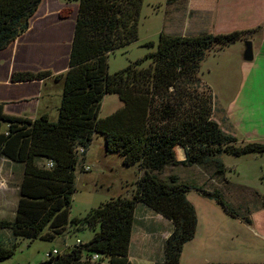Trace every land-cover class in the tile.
I'll return each mask as SVG.
<instances>
[{
    "label": "trees",
    "instance_id": "trees-1",
    "mask_svg": "<svg viewBox=\"0 0 264 264\" xmlns=\"http://www.w3.org/2000/svg\"><path fill=\"white\" fill-rule=\"evenodd\" d=\"M41 2L0 0V52L28 31ZM67 2L78 5L67 70L55 76L50 71L11 76L13 83L51 78L61 84L57 119L10 116L0 103V158L23 171L15 216L0 220V230L11 237L9 244L0 242V263L13 257L18 239L52 242L71 227L89 229L93 236L86 244L77 240L62 253L54 255L53 250L42 264H132L129 252L140 206L172 225L162 258L153 264H181L183 247L197 227L195 208L187 199L193 188L176 176L162 180L159 175L168 167L198 166L225 181L222 154L264 155V144L238 145L236 138L222 132L213 118L212 91L199 77L209 51L246 42L261 28L198 36L160 33L155 51L145 57L150 60L147 67L138 60L109 75L108 57L138 40L143 0ZM107 95H116L122 106L101 119ZM97 135L103 138L107 156H119L126 168L138 165L140 176L130 197L110 198L84 217L71 218L76 168L81 164L80 170L87 172L86 154ZM177 147L184 149V161L177 160ZM199 193L239 218L218 192ZM260 208L264 210V199Z\"/></svg>",
    "mask_w": 264,
    "mask_h": 264
},
{
    "label": "rangeland",
    "instance_id": "rangeland-1",
    "mask_svg": "<svg viewBox=\"0 0 264 264\" xmlns=\"http://www.w3.org/2000/svg\"><path fill=\"white\" fill-rule=\"evenodd\" d=\"M165 1L143 0L138 40L108 57L109 75L124 70L138 60H142L143 67L150 64V60L145 57L155 51L158 36L153 33L164 17ZM75 13L76 5L73 2L42 0L31 20L29 33L0 52V87L8 70L15 72L24 68L27 71H37L46 65L55 70L58 64L56 59L50 58L47 64L48 57L52 56V52L60 54L62 59L65 58V41L69 37L67 28L71 27ZM42 32L48 37H42ZM261 37L252 41V62L243 60L244 41L222 50L209 51L201 63L199 77L212 91L216 108L215 121L223 133L237 139L238 145L264 144V60L258 56L256 48V42ZM250 38L251 36L247 41ZM151 41L155 44L153 48L146 46ZM51 87L48 92L52 97L47 100V104L41 105V109L50 107L49 114L53 115L54 106L60 100V90L57 84H51ZM121 106L116 95L105 96L99 118L110 116ZM88 152L86 166L91 171L82 172L81 164L76 168V192L72 198L71 218H82L110 198L120 196L121 184L125 185V182L134 191L135 182L139 178L138 165L126 168L119 156L104 154L101 136H94ZM177 157L179 158L178 153ZM220 160L226 168L225 181L215 178L210 169L198 166L168 167L159 178L166 180L173 175L193 188L188 192L187 199L200 219L197 235L199 239L200 236L206 238L202 229L203 225L208 224L212 231L207 235L210 245L214 249L217 245L223 248L224 254L217 253L216 250L203 252L204 259L194 261V264H262L257 259V255L261 253L255 248L256 238L243 217L247 215V211L254 214L264 199V155L236 157L222 154ZM22 175V167L0 158V220L11 221L15 216ZM200 191L218 192L224 203L239 218L235 219L226 214L214 200L203 197ZM135 216L129 259L132 264H152L151 259L155 262L162 257V235L172 231V225L145 207L138 206ZM92 236L93 232L89 229L75 231L70 227L63 236L52 242L18 239L13 257L0 264H42L48 260V254L53 250L62 253L66 248L74 246L77 240L86 244ZM10 240L9 232L0 230V242L9 244ZM208 258H213V261L205 262Z\"/></svg>",
    "mask_w": 264,
    "mask_h": 264
},
{
    "label": "crops",
    "instance_id": "crops-1",
    "mask_svg": "<svg viewBox=\"0 0 264 264\" xmlns=\"http://www.w3.org/2000/svg\"><path fill=\"white\" fill-rule=\"evenodd\" d=\"M73 3L76 5V13L71 27L68 26L67 28V34L69 35V37L65 41V58L62 59L60 54L55 53V55L51 52L52 56L48 57L47 60V64H49L50 58H54V60L56 59L55 62H57L58 64L56 65L55 70L51 67L49 68L46 65L45 68L43 66L37 71H27L24 70V68H21L19 71L15 72L8 70L4 74L2 86L0 87V103L4 104V111L7 115L27 118L30 120H35L42 115H47L51 121H55L57 119V109L59 103L55 104L53 115L49 114L48 109L50 107H44L45 109H41V105L47 104V100L52 97V95L48 92L50 88L53 87H51V84H57V87L60 90L58 96L61 97V84L55 83L51 78L45 81L13 83L11 81V76L13 73H37L39 71H50L51 74L55 76L67 70L70 47L74 32V25L78 11L77 2ZM263 27L264 0H166L164 17L160 22L159 27L153 34L157 36L160 33L181 36H198L204 33L226 34L233 31H245L261 28L259 32H256L251 36L249 41H251L252 43L253 40L257 39V37L262 36L261 39L256 42V48L258 56L264 60V31L262 32ZM30 29L31 27H29L28 31L21 37H19V39H22L27 33H29ZM41 35L44 38L48 37V35L43 32ZM19 39H17L16 41H18ZM149 43L153 42L151 41ZM47 52L49 51L47 50ZM1 73L3 74L4 70H2ZM215 113L216 108H214V120ZM88 153L89 152H87L86 154L85 165L87 163ZM104 156L107 157L106 155ZM124 184L125 185L121 184V191L119 195L130 197L133 193V190L131 187L128 186L127 182H125ZM196 215L197 227L195 231V236L190 242L185 244V246L183 247L180 259L181 264H194V261L197 262L201 258L204 259L203 252L209 253L210 251L216 250L217 253L224 254L223 248H221L220 245H217L216 249L213 248V245H210L211 241L208 239L207 235H209L211 227L209 228L208 224L203 225L202 229L203 233H205L206 238L200 236L201 240L199 239L197 232L198 230H200L201 224L197 212ZM245 218L249 219L251 222V224H245L248 225L251 233H253V236L256 238V241H254L256 244L255 248L261 253L257 255V259L261 261L262 264H264V210H261V208L259 207L258 210H255L254 214L252 215L249 214V212L247 211V215H245L243 219ZM167 223L170 224L169 222ZM170 233L171 231L165 233V235H162V250L163 244L170 235ZM208 242L209 244L207 245ZM161 258L162 257H160V259ZM187 259H190V261H188ZM212 259L213 258H208L205 262L213 261ZM151 261L153 264L154 260L151 259Z\"/></svg>",
    "mask_w": 264,
    "mask_h": 264
},
{
    "label": "water",
    "instance_id": "water-1",
    "mask_svg": "<svg viewBox=\"0 0 264 264\" xmlns=\"http://www.w3.org/2000/svg\"><path fill=\"white\" fill-rule=\"evenodd\" d=\"M243 60L245 62H251L253 60L252 43L249 41L244 42ZM177 153L179 155V158L177 157L178 161H184L186 159L185 151L182 147H177L176 156H177Z\"/></svg>",
    "mask_w": 264,
    "mask_h": 264
},
{
    "label": "built area",
    "instance_id": "built-area-1",
    "mask_svg": "<svg viewBox=\"0 0 264 264\" xmlns=\"http://www.w3.org/2000/svg\"><path fill=\"white\" fill-rule=\"evenodd\" d=\"M80 154H82L81 150H80ZM84 170L88 172V171H90V168L89 167H85ZM53 254L54 255L57 254V251H53Z\"/></svg>",
    "mask_w": 264,
    "mask_h": 264
}]
</instances>
